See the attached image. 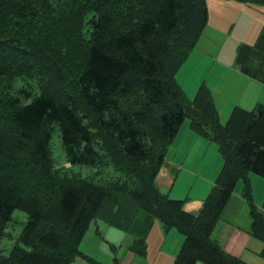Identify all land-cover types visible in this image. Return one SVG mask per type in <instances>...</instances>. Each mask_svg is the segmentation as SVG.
Here are the masks:
<instances>
[{
	"label": "trees",
	"instance_id": "obj_1",
	"mask_svg": "<svg viewBox=\"0 0 264 264\" xmlns=\"http://www.w3.org/2000/svg\"><path fill=\"white\" fill-rule=\"evenodd\" d=\"M207 20L206 0H0V241L13 211L27 214L0 264H99L79 249L96 219L126 232L138 224L128 248L144 255L142 214L146 229L153 216L183 235L172 264H248L211 233L239 180L254 228L263 229L248 173L264 178V104L236 106L222 124L206 85L184 95L175 75ZM236 65L264 82V25L238 47ZM21 77L36 79L39 94L16 87ZM186 118L223 160L195 214L155 182ZM56 130L69 165L120 175L95 182L56 167Z\"/></svg>",
	"mask_w": 264,
	"mask_h": 264
},
{
	"label": "crops",
	"instance_id": "obj_2",
	"mask_svg": "<svg viewBox=\"0 0 264 264\" xmlns=\"http://www.w3.org/2000/svg\"><path fill=\"white\" fill-rule=\"evenodd\" d=\"M206 3L207 24L195 48L176 72L175 78L185 95L187 91L182 87L183 83L178 77L181 69L184 74L188 73V78L191 79L185 82L190 90L205 83L211 92L219 121L224 124L234 107L252 110L258 103L264 104V82L248 77L239 71L236 64L234 65L235 51L241 44L254 42L264 25V6H257L263 10L260 13L246 12L244 9L249 5L237 0H206ZM237 6L238 10L230 13ZM247 20L251 22L246 23ZM226 44L230 49L224 55L223 49ZM197 65L201 67L198 76L194 74ZM215 67H218L216 71ZM194 94L186 97L191 100ZM222 164L223 160L217 144L207 142L203 136L194 133L188 123L183 122L166 152L164 163L156 176V185L160 191L166 193V189L174 188L181 172L189 171L190 176L197 178V181L192 187L182 188L171 197L176 199L185 197L184 210L195 214L201 208ZM248 178L252 201L263 216V229L257 232L254 228L250 205L242 196L243 181L239 180L221 211L211 237L227 254L248 264H264V178L251 172L248 173ZM184 179L188 178L184 177ZM146 217L142 214L138 223H146L149 219ZM153 227L152 236L149 231L146 237V247L151 237V246H159L160 264H172L183 241V235L174 228L164 232L157 220H152L151 228ZM91 233L93 243L88 241L87 244H83L84 247H80L82 240L79 245L82 254L95 260L93 252L98 250L110 262L116 254L114 260L123 264L125 260L123 255L129 250L128 245L132 239L128 232L102 221L101 224L95 222V230ZM171 236L173 240L168 241ZM164 242L167 243V249L164 247ZM99 260L97 261L100 262ZM88 262L77 257L70 264H88ZM195 264L205 263L198 261Z\"/></svg>",
	"mask_w": 264,
	"mask_h": 264
},
{
	"label": "rangeland",
	"instance_id": "obj_3",
	"mask_svg": "<svg viewBox=\"0 0 264 264\" xmlns=\"http://www.w3.org/2000/svg\"><path fill=\"white\" fill-rule=\"evenodd\" d=\"M245 4L249 5L248 8L244 9L246 12H251V11H257L260 13L263 12V10L257 6H264V3H257V2L252 1V2H245ZM237 10H238V6L235 7L234 9H232L230 11V13L235 12ZM250 22H251V20H247L246 23H250ZM83 31H84V34L86 35L85 27H84ZM254 42H252L250 44H253ZM229 49H230V46L228 44H226L224 46V49H223L224 55L229 52ZM236 53H237V50L235 51V54ZM221 59H223V58H221ZM235 64H236V57L234 58V65ZM219 66H221V65H219ZM217 68L218 67H215V71L217 70ZM200 71H201V67H200V65H197L196 69L194 70V74L196 76H198L200 74ZM183 72H184L183 69H181L180 73L178 74V77H179V81H181V83H183L182 87H184L187 91L186 95L184 93L185 96L190 97L191 95L194 94V92L196 94L198 91V88L202 84L206 85L205 83H202L199 86H195L197 88H193V90H190V88L187 87L185 82H189L191 79L188 78V73L184 74ZM22 85L28 86L30 88V91L32 92L33 96L36 94H39V89H38L36 79L22 78V77L18 78L15 81V86L19 87ZM188 85H189V83H188ZM33 96L29 97L27 100H25V102H29ZM184 123L190 124V121L188 120V118H186L184 120ZM191 130L194 133H196L193 130V128ZM196 134H198V133H196ZM198 135H200V134H198ZM202 135L203 134H201L200 136H202ZM203 137L207 140V142L215 143V141L210 140L206 136L203 135ZM50 147H51V151H52V158H53L54 165L58 168H61L65 172L75 174V175H79L82 177H88L95 182H103V181H106V180L111 179V178L115 179L117 175H120L119 172L115 171L112 167L109 168L110 170L106 171V169L102 170L100 167H91V166H86V165H81V164L69 165V163L67 162L65 152H64L63 147L61 145V140H60L58 130L54 131V133L52 134V138L50 141ZM192 162H193V160L191 161V163ZM208 165H209V161L207 163V166ZM189 176H190L189 171L181 172V174L178 176V181L176 182L174 188L166 189L165 190L166 194L171 197L175 192H180L182 188L192 187L194 185V182L197 181V178L191 177V176L189 177ZM184 177H187L188 179L185 180ZM155 182H156V179H155ZM184 198H182V199H184ZM26 220H27V214L25 212H23L19 209H16L13 211V213L11 215V219L7 224V228H6L7 234L0 241V253L1 254H7L10 251V249L12 248V246L14 245V243L17 239V236L20 234ZM152 220L153 221L157 220L160 223V225L162 226L163 231H164L163 224L158 218L152 216ZM102 221L103 220L96 219V220H93L91 222L90 227L85 231V233L83 235V238H82L83 242L81 243L80 247H84L85 245H83V244H87L88 241H89V243L90 242L93 243V237H91V234H92L91 232H92V230H95V222H99L101 224ZM141 225H142L141 229H143L142 234L145 236V245H146V237L148 236L149 231L151 232L150 236H152V233H154V227L151 228V225H150V227L148 229H146V223H141ZM136 230H140V228L138 227V224L135 223V225L133 227H130L127 229V232H128V234L130 233L132 236H135ZM175 230L178 231L177 229H175ZM137 232H139V231H137ZM141 232L137 235V238L140 237ZM172 240H173V237L171 236L168 241H172ZM166 245H167V243L164 242L165 249H167ZM158 247L159 246H151V237H150L149 245L147 247H145V249H144V253H143L144 255H141V253L138 252L136 249L131 248L123 255L125 258V260L123 261V264H160L161 261H158V255H159L158 254V251H159ZM162 250H163V248H162ZM164 253H165V251L161 254V256ZM93 254L95 255V257H94L95 260L92 259L91 257H89V258L94 260V261H97L98 259H100L99 261L101 263L97 261L99 264H110L111 262L119 264L118 261L114 260V256L116 254L112 257L111 262L109 261V259H107L106 256L100 254L98 252V250L94 251ZM146 258L148 259L149 262L147 261ZM88 264H92V263L88 262Z\"/></svg>",
	"mask_w": 264,
	"mask_h": 264
}]
</instances>
